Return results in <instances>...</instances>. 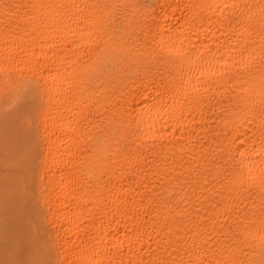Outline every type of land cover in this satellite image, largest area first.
<instances>
[{
    "label": "bare ground",
    "instance_id": "obj_1",
    "mask_svg": "<svg viewBox=\"0 0 264 264\" xmlns=\"http://www.w3.org/2000/svg\"><path fill=\"white\" fill-rule=\"evenodd\" d=\"M1 167L26 264H264V0H0Z\"/></svg>",
    "mask_w": 264,
    "mask_h": 264
},
{
    "label": "rangeland",
    "instance_id": "obj_2",
    "mask_svg": "<svg viewBox=\"0 0 264 264\" xmlns=\"http://www.w3.org/2000/svg\"><path fill=\"white\" fill-rule=\"evenodd\" d=\"M9 111H11L10 108H9V109L7 108V110L5 109V111H3V112L6 114V113H9ZM1 169H2V171H1ZM0 171H1V172H0V175L3 174V175H2L3 177H8V175H10V174L12 173V170H11L10 168H7V167H1V168H0ZM10 182H11V181H10ZM1 183L3 184V182L0 181V185L3 186ZM2 189H4V188H3V187H2V188L0 187V190H2ZM10 189H11V188H10ZM15 189H16V188H15ZM2 191L4 192L5 190H2ZM9 191H10V190H8L7 192H4V193H3V192H2V193L0 192V198H2V199H7V201H8L9 198L11 199L13 196L11 197L12 194H11V192H9ZM1 194H2V195H1ZM13 194H14V192H13ZM10 199H9V200H10ZM10 202H11V200H10ZM8 203H9V202H8ZM18 207H19V206H17V208H18ZM17 208H15V209H17ZM18 209H19V208H18ZM18 209H17V211H19ZM17 211L15 210V212H17ZM14 220H15V219H14ZM21 220H22V221H21ZM21 220L17 219V222H18V221L21 222V225H20L19 222H18L19 224H18V223L16 224V221L14 222V225L16 224L17 226L12 225L13 223L11 224V222H13V221H11V222L9 223V224H10L9 227L11 226L12 228H10V229L15 233L16 231L14 230V228H15V227H18L20 230H19L18 228H15V229L19 230L20 233H21V231H22L23 234H24L25 231H26L27 233H29L28 230H27L25 227H23V225H22L23 223L25 224V222H23L24 220H23L22 218H21ZM21 226H22V227H21ZM21 228H22V230H21ZM24 228H25V231H24ZM19 231H18V232H19ZM13 232H11V234L14 235ZM18 232H16V234H17ZM20 233H18V236H19ZM22 233H21V235H22ZM13 235H11L13 239L10 238V239L14 240L13 242H11L12 240H10V241H5V240H3V241H5V242H2V243H1V248H2V246H3L4 244H5V246H4L2 249H0V251L2 250V252H0V254L2 253V254H1V255H2V258H1V259H2V260L0 261V264H1V263H2V264H5V263L8 264V263H9V260L12 261V264H13L14 261H15V262H14L15 264H16V263L26 264V263H24L25 260H26V262L30 263V262H29L30 258H29V260H28V258H27V257H30V256H26V255H25L28 251L31 250V249H30V247H31V246H30V240H27V239L25 238V236H23V238H25V239L23 240V238H22L21 235H20L21 238H20V241H19L18 239L16 240L15 235H14V236H13ZM25 235H26V234H25ZM26 237H27V236H26ZM18 238H19V237H18ZM8 240H9V239H8ZM21 240H23L24 242H22ZM26 241H27V242H26ZM10 242H11V245H10V244L8 245L7 243H10ZM21 242H22V243H21ZM12 243H13V246H12ZM25 243H26V244H25ZM28 243H29V244H28ZM16 244L19 245V249H18V252H19V253L17 252V249H16V248H18V245H16ZM20 244H22V245H20ZM27 244H28V245H27ZM6 246H8V248L10 247V249H8ZM16 246H17V247H16ZM29 246H30V247H29ZM14 247H16V248H14ZM28 247H29V248H28ZM4 248H7V249H4ZM12 248H13V249H12ZM14 249H15V253L17 252V254L14 253V254H15L14 256L16 257V260H15V259L13 260V257H14L13 255H12V257H11V256H10L11 254H8V252L10 253V251H11V252H14V251H13ZM25 249L27 250V252H26ZM29 249H30V250H29ZM20 250H21V251H20ZM4 251H5V252H4ZM6 251H7V252H6ZM3 252H4V253H3ZM30 252H32V251H30ZM5 253H6V254H5ZM28 253H29V252H28ZM12 254H13V253H12ZM30 254H31V253H30ZM27 255H28V254H27ZM31 255H32V254H31ZM8 256H10V259H9ZM25 256H26L27 259L25 258ZM15 257H14V258H15ZM23 259H25V260L23 261ZM7 260H8V261H7ZM4 261H5V262H4ZM6 261H7V262H6Z\"/></svg>",
    "mask_w": 264,
    "mask_h": 264
}]
</instances>
